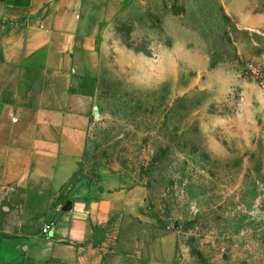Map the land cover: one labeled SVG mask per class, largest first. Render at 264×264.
Here are the masks:
<instances>
[{"label": "rangeland", "instance_id": "1", "mask_svg": "<svg viewBox=\"0 0 264 264\" xmlns=\"http://www.w3.org/2000/svg\"><path fill=\"white\" fill-rule=\"evenodd\" d=\"M109 17L73 183L118 174L147 204L77 264H141L165 235L177 264H264V0H124ZM65 194L0 190V233L43 231Z\"/></svg>", "mask_w": 264, "mask_h": 264}, {"label": "crops", "instance_id": "2", "mask_svg": "<svg viewBox=\"0 0 264 264\" xmlns=\"http://www.w3.org/2000/svg\"><path fill=\"white\" fill-rule=\"evenodd\" d=\"M123 2L0 0V190L66 191L48 234L0 233V264H77L100 227L137 218L147 204V190L118 174L73 183L91 123L85 86L96 75L97 33ZM142 252L141 264H177L176 237L156 238Z\"/></svg>", "mask_w": 264, "mask_h": 264}, {"label": "built area", "instance_id": "3", "mask_svg": "<svg viewBox=\"0 0 264 264\" xmlns=\"http://www.w3.org/2000/svg\"><path fill=\"white\" fill-rule=\"evenodd\" d=\"M51 229V225H47L43 228V234H48Z\"/></svg>", "mask_w": 264, "mask_h": 264}, {"label": "trees", "instance_id": "4", "mask_svg": "<svg viewBox=\"0 0 264 264\" xmlns=\"http://www.w3.org/2000/svg\"><path fill=\"white\" fill-rule=\"evenodd\" d=\"M76 178V177H75Z\"/></svg>", "mask_w": 264, "mask_h": 264}]
</instances>
